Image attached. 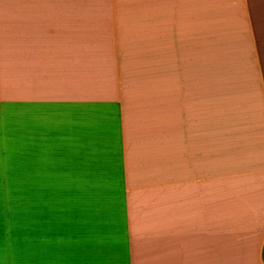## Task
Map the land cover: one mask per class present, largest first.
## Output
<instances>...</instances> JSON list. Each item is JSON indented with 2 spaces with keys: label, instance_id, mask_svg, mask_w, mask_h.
Listing matches in <instances>:
<instances>
[{
  "label": "crops",
  "instance_id": "obj_1",
  "mask_svg": "<svg viewBox=\"0 0 264 264\" xmlns=\"http://www.w3.org/2000/svg\"><path fill=\"white\" fill-rule=\"evenodd\" d=\"M241 2L256 81L225 59L181 84L170 23L194 10L215 58L235 0H0V264H264V34Z\"/></svg>",
  "mask_w": 264,
  "mask_h": 264
},
{
  "label": "rangeland",
  "instance_id": "obj_2",
  "mask_svg": "<svg viewBox=\"0 0 264 264\" xmlns=\"http://www.w3.org/2000/svg\"><path fill=\"white\" fill-rule=\"evenodd\" d=\"M235 2L237 5V9L235 11H232L230 18H223V15H225L224 11H218L219 18L216 17V20L219 21V29H224L222 27V22L228 21L234 24L235 33H233L232 30H229L227 35L224 34V39H219L217 45H212L211 54H213L215 58H210L209 54H203L204 50L210 44V42L207 43L208 41L204 40L200 41L198 39L200 38V32H198L196 36L195 31L192 30L194 24V10L191 11L190 9L187 11V13H185V10L182 11L180 17L181 19L177 20L178 23L177 21L174 22L173 25L172 23H170V27H172L174 30L176 28L175 33L179 35V40L178 38L171 36L168 45L169 53L171 54V56H169L172 59L170 60V67L171 70H173V73L170 74V81L173 78V81L178 80L181 82V84L182 82L186 81H191V83L192 81L209 82L210 80H207L208 76L205 73L203 67H207L206 65H226V63L224 62L225 59H227V61L229 62V64L227 65H234L237 67V77L241 78V72L248 71L250 68L251 79L253 78L256 81L257 73L254 69L255 62H253L251 55L248 53L251 41L250 37H248V28L246 23L243 22L244 18L242 9L240 8V4H242V2L241 0H235ZM258 4L259 6L260 4H262L263 6V8H261L262 11H260V20ZM249 6L251 19L253 21L252 23H254L252 24V26L256 31L255 34L257 33L258 27L260 26L262 31L261 33L263 35L264 0H249ZM210 16L215 17L212 15ZM258 23H260L259 26ZM205 44V49H198L200 48V46H203ZM226 50L233 52L231 57H229L228 54L225 53ZM242 50H246V52L242 54ZM174 77H176V80H174ZM25 194L29 196H36L39 194V189L37 188V186L25 185Z\"/></svg>",
  "mask_w": 264,
  "mask_h": 264
}]
</instances>
